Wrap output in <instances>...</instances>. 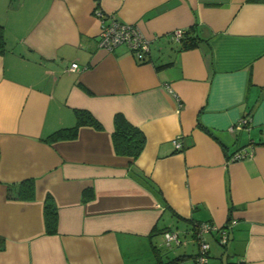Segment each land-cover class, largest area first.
Segmentation results:
<instances>
[{
  "label": "crops",
  "instance_id": "obj_1",
  "mask_svg": "<svg viewBox=\"0 0 264 264\" xmlns=\"http://www.w3.org/2000/svg\"><path fill=\"white\" fill-rule=\"evenodd\" d=\"M95 9L139 28L145 61L98 45ZM0 25V264H194L204 222L229 226L205 234L207 264H264V0H0ZM77 110L101 128L45 140ZM116 115L145 136L135 159L114 151ZM28 179L33 198L8 195Z\"/></svg>",
  "mask_w": 264,
  "mask_h": 264
},
{
  "label": "built area",
  "instance_id": "obj_2",
  "mask_svg": "<svg viewBox=\"0 0 264 264\" xmlns=\"http://www.w3.org/2000/svg\"><path fill=\"white\" fill-rule=\"evenodd\" d=\"M95 16L99 18L100 21V31L98 45L107 50L111 51L118 45L125 44L132 51L135 58L139 62L146 60V55L149 53L150 40L146 38L139 28L127 22H123L114 16H106L99 9H95ZM184 34V30L177 29L170 33V39L175 41H180ZM78 69L77 63H72L69 70ZM249 121L248 116L241 118L234 128H242L247 126ZM173 145L175 149L181 150L183 148V142L180 136L173 139ZM251 155V151L245 148L238 150L231 156V160H239L245 156ZM209 231H217L219 237V243L225 244L228 238L229 226H224L222 228H216L213 224L209 222L198 223L195 225V238L198 241V252L195 256L194 264H207L208 263V250L209 244L205 239V234ZM164 245L171 248L172 243L178 244L180 242V237L177 231L167 230L163 234Z\"/></svg>",
  "mask_w": 264,
  "mask_h": 264
},
{
  "label": "trees",
  "instance_id": "obj_3",
  "mask_svg": "<svg viewBox=\"0 0 264 264\" xmlns=\"http://www.w3.org/2000/svg\"><path fill=\"white\" fill-rule=\"evenodd\" d=\"M184 35V34H183ZM197 37L182 36V47H192L197 42ZM4 50V32L3 26L0 25V52ZM76 124L73 127L61 128L54 131L47 136L45 140L55 141L59 139L73 138L77 134V129L81 125H90L97 129L101 128L100 123L93 117V115L86 110H77ZM246 127V126H243ZM113 148L116 154L125 155L133 159L137 158L141 153L144 144L145 136L140 129L129 123L123 116L116 115L114 118V130L112 132ZM233 155V154H232ZM9 196L19 199H31L34 196V183L31 179L20 182L14 192L9 188ZM44 217L47 232L54 233L57 224V209L50 198L47 196L44 203ZM176 259H172L164 264H172Z\"/></svg>",
  "mask_w": 264,
  "mask_h": 264
}]
</instances>
